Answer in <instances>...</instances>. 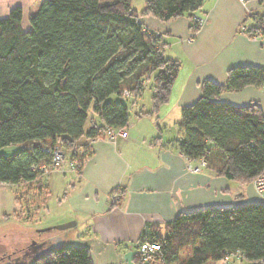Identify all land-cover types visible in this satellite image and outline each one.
I'll use <instances>...</instances> for the list:
<instances>
[{
    "label": "trees",
    "instance_id": "obj_1",
    "mask_svg": "<svg viewBox=\"0 0 264 264\" xmlns=\"http://www.w3.org/2000/svg\"><path fill=\"white\" fill-rule=\"evenodd\" d=\"M202 6L203 0H147L139 12L132 0H44L30 15L28 30L21 7L0 19V184L31 188L49 176L32 167L50 164L47 150L55 146L77 163L74 172L81 175L90 143L105 139L110 129L128 128V101L141 99L149 85L151 110L136 116L157 121L181 64L165 55V35L150 30L141 17L168 23L187 16L195 36L201 27L194 16ZM263 86L264 69L257 66L231 68L225 84L201 82L200 98L181 110L182 155L205 161L207 169L240 185L263 176L262 109L220 100L224 93ZM11 146L19 147L10 155L1 152ZM22 190L15 192L20 209L13 215L19 220ZM124 195V189L114 190L111 208ZM51 228L47 231L56 229ZM144 243L160 250L140 256ZM237 252L245 264L264 260V202L204 207L181 212L163 228L147 225L133 263L208 264ZM29 262L93 264L88 246L69 244L54 245Z\"/></svg>",
    "mask_w": 264,
    "mask_h": 264
},
{
    "label": "crops",
    "instance_id": "obj_2",
    "mask_svg": "<svg viewBox=\"0 0 264 264\" xmlns=\"http://www.w3.org/2000/svg\"><path fill=\"white\" fill-rule=\"evenodd\" d=\"M43 1L0 0V19L8 17L13 8L21 7L28 30L30 15ZM248 12L264 19V0H203L196 15L206 22L194 37L187 16L168 23L141 17L146 27L165 35V55L181 64L170 102L161 108L154 123L148 120L152 117L142 118L149 121L141 122L145 124L132 121L127 139L91 142V156L81 175L70 173L75 176L72 182L54 173L31 184L33 194L25 200H32L34 214L43 209L48 217V221L37 226L39 232L69 222L76 223V232H70L67 240L49 235L43 238L47 242L31 243L23 260H30L40 246L47 253L54 245L69 244L88 246L93 264H134L136 246L147 225L163 228L181 212L204 207L264 202L253 183L240 185L207 168L192 171L199 162L189 161L178 149L180 127L176 141L161 135L163 128H170L173 123L180 125L182 108L201 96V82L225 84L228 71L238 66L264 69V37L253 41L239 32L246 20L247 25L254 26ZM220 100L236 106L256 104L264 114V92L260 87L224 93ZM159 137L161 140L155 141ZM28 187L29 184H0V221L20 209L13 190L26 192ZM118 188L124 189V199L120 206L111 208L110 196ZM53 192L57 194L56 208L48 203ZM8 202L7 213L3 205ZM231 264L245 263L234 260Z\"/></svg>",
    "mask_w": 264,
    "mask_h": 264
},
{
    "label": "rangeland",
    "instance_id": "obj_3",
    "mask_svg": "<svg viewBox=\"0 0 264 264\" xmlns=\"http://www.w3.org/2000/svg\"><path fill=\"white\" fill-rule=\"evenodd\" d=\"M104 1H111V0H104ZM146 1L147 0H133V7H135L139 11H142V9L145 7ZM254 17H256V16L254 15ZM244 35H247V34H244ZM247 36L250 38L249 35H247ZM152 95H153V91L151 89V86L149 85L141 99H139L137 101L131 99L128 101V105L130 108V121L131 122L135 121V122H140V123L141 122L146 123V122L150 121V122L154 123L155 117H152V118L148 119L149 121H147V119H141L140 120L136 116L137 115L136 113L151 110ZM145 123H141V124H145ZM179 127H180L179 125H176L175 123H173V126H171L170 128H166V129L163 128L161 135L164 136V139H166V140L176 141L177 139H179L177 137L178 136L177 130ZM105 139H108L107 133H106ZM18 147L19 146L7 147V148H4L3 150H1V152L5 153L7 155H10L14 151H16V149H18ZM70 162H72V160H67V163H70ZM73 163L75 164V168L77 170V163L75 161H73ZM54 173L55 172L50 173V175L54 174ZM72 173H75V172L73 171ZM57 174H60V173H57ZM61 175H63V176H61ZM64 175H67V176L65 177ZM56 176H60L61 179L65 178L68 182H72L73 178L75 177L74 175H72L70 173L60 174V175H56ZM27 189H26V192L24 190L21 191L22 192L21 198H22V196L24 199H26V198L30 199L31 198L27 195L33 194V192L31 190V188L28 187ZM13 191L16 192V191H18V189L13 190ZM21 192H19V195ZM63 193L64 192H61L60 197H62ZM56 195H57L56 192H53V195L49 196L50 198H48V203L53 208H56V204H57L55 201ZM22 202H23L22 205H23L24 209H23V213H21V219L20 220L17 219L12 214V215L7 216L6 218H4L3 220L0 221V257L3 256V259H1L0 264H30V262L21 261L24 258H26L25 254L28 250V248H27L25 252L21 251L22 247H27L29 244L34 243L35 241H37V242L40 241L42 243L47 242L48 239H43V238H45L49 235L54 236L53 238L59 237V236H64L67 240L66 236H68V234L70 232H76V231H74L75 229H73V228L67 229V230H58V227L61 225L53 226V227H56V229H54L53 231H47L44 233V231L42 230L43 233L39 232V228H37V226L48 221V217H46L47 213L44 212V210L42 209L41 212H39L36 215V214H34L35 212L32 211V200H29V201L23 200ZM8 207H10L9 202L7 204L3 205V209H5V212H7V213L10 212V211H8V209H9ZM27 216H32L33 219L29 220L27 218ZM66 224H68V223H66ZM63 225H65V224H63ZM44 229H47V228H44ZM65 243H67V242L65 241ZM234 260L238 261L239 259L233 258L232 261H234Z\"/></svg>",
    "mask_w": 264,
    "mask_h": 264
},
{
    "label": "built area",
    "instance_id": "obj_4",
    "mask_svg": "<svg viewBox=\"0 0 264 264\" xmlns=\"http://www.w3.org/2000/svg\"><path fill=\"white\" fill-rule=\"evenodd\" d=\"M248 18H252L254 22V26L250 27L247 25V20L245 23H243L240 28L239 32L242 34H247L250 36L251 40L253 41H258L260 38L264 37V27L261 22V20L258 17H254V15L251 12H248ZM194 21L202 27L206 19L204 17H199L197 15L194 16ZM194 37V36H193ZM191 38V40L193 39ZM263 92H264V86L262 87ZM131 125H129L128 128L125 129H110L107 131V136L109 140H115L117 138H123L126 139L129 136V128ZM51 154V162L50 164H42L38 166H33L32 169L34 171H39L44 175L50 174V173H60V174H66V173H71L75 171V164L73 162L67 163V157L65 155V152L63 151L62 148L59 146H55L54 148H50L47 150ZM206 168V162L205 161H200L197 166L194 168H191L192 171L194 172H200L202 169ZM253 184L255 186V189L259 196L262 198L264 201V175L256 178L253 181ZM113 198H115L113 196ZM160 250V246L158 244H150V243H144L142 247L138 250V254L140 256H144L147 253H152L155 251ZM242 257L241 253L237 252L234 253L230 256H228L224 263L225 264H231L232 259H239ZM256 264H264V260L256 263Z\"/></svg>",
    "mask_w": 264,
    "mask_h": 264
},
{
    "label": "water",
    "instance_id": "obj_5",
    "mask_svg": "<svg viewBox=\"0 0 264 264\" xmlns=\"http://www.w3.org/2000/svg\"><path fill=\"white\" fill-rule=\"evenodd\" d=\"M76 227V223L75 222H69L68 224H65V225H61L58 227V230H67V229H71V228H75ZM52 228H47L43 231H47V230H51ZM39 248V249H38ZM37 248V252L35 253V255L39 254L40 252L41 253H44L43 251H41V246ZM31 259V258H30ZM21 261H24L25 260H21ZM30 260H27L26 262H29Z\"/></svg>",
    "mask_w": 264,
    "mask_h": 264
},
{
    "label": "flooded vegetation",
    "instance_id": "obj_6",
    "mask_svg": "<svg viewBox=\"0 0 264 264\" xmlns=\"http://www.w3.org/2000/svg\"><path fill=\"white\" fill-rule=\"evenodd\" d=\"M1 259H3V256L0 257V262H1Z\"/></svg>",
    "mask_w": 264,
    "mask_h": 264
}]
</instances>
